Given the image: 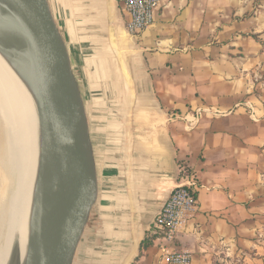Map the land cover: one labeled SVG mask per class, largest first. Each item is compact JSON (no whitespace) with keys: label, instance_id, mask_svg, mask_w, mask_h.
Masks as SVG:
<instances>
[{"label":"crops","instance_id":"0c3cea01","mask_svg":"<svg viewBox=\"0 0 264 264\" xmlns=\"http://www.w3.org/2000/svg\"><path fill=\"white\" fill-rule=\"evenodd\" d=\"M48 1L99 174L74 264H165L149 231L181 166L201 186L173 248L191 264H264V106L251 91L264 47L243 0H160L134 36L118 0Z\"/></svg>","mask_w":264,"mask_h":264},{"label":"water","instance_id":"95a60500","mask_svg":"<svg viewBox=\"0 0 264 264\" xmlns=\"http://www.w3.org/2000/svg\"><path fill=\"white\" fill-rule=\"evenodd\" d=\"M0 47L31 75L43 138L26 264H74L99 197L87 98L48 0H0Z\"/></svg>","mask_w":264,"mask_h":264},{"label":"bare ground","instance_id":"6f19581e","mask_svg":"<svg viewBox=\"0 0 264 264\" xmlns=\"http://www.w3.org/2000/svg\"><path fill=\"white\" fill-rule=\"evenodd\" d=\"M42 138L31 75L0 47V264H26Z\"/></svg>","mask_w":264,"mask_h":264},{"label":"built area","instance_id":"2783aa9c","mask_svg":"<svg viewBox=\"0 0 264 264\" xmlns=\"http://www.w3.org/2000/svg\"><path fill=\"white\" fill-rule=\"evenodd\" d=\"M124 19L125 28L130 35H138L146 30L155 20V12L160 0H118ZM203 112L198 110L196 118ZM182 182L174 187L163 203L149 233L159 240L161 262L165 264H191L189 252L173 248L179 228L195 212L198 205L197 191L201 186L196 176L181 166Z\"/></svg>","mask_w":264,"mask_h":264},{"label":"rangeland","instance_id":"374dc122","mask_svg":"<svg viewBox=\"0 0 264 264\" xmlns=\"http://www.w3.org/2000/svg\"><path fill=\"white\" fill-rule=\"evenodd\" d=\"M243 4L254 18L257 30L255 36L264 47V0H243ZM251 91L264 106V67H261L251 82Z\"/></svg>","mask_w":264,"mask_h":264},{"label":"trees","instance_id":"16d2710c","mask_svg":"<svg viewBox=\"0 0 264 264\" xmlns=\"http://www.w3.org/2000/svg\"><path fill=\"white\" fill-rule=\"evenodd\" d=\"M147 243H145V245H146Z\"/></svg>","mask_w":264,"mask_h":264}]
</instances>
